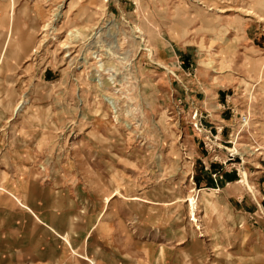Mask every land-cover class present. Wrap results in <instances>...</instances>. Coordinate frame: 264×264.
I'll return each instance as SVG.
<instances>
[{
  "label": "rangeland",
  "instance_id": "374dc122",
  "mask_svg": "<svg viewBox=\"0 0 264 264\" xmlns=\"http://www.w3.org/2000/svg\"><path fill=\"white\" fill-rule=\"evenodd\" d=\"M1 160L115 264H264V0H0Z\"/></svg>",
  "mask_w": 264,
  "mask_h": 264
},
{
  "label": "crops",
  "instance_id": "0c3cea01",
  "mask_svg": "<svg viewBox=\"0 0 264 264\" xmlns=\"http://www.w3.org/2000/svg\"><path fill=\"white\" fill-rule=\"evenodd\" d=\"M19 165L21 164L16 161L9 164L0 161V183L6 186L0 187L2 199L0 211L6 212L5 216H0V225L4 226L3 229L0 228V235L1 239L3 235H8L9 241L20 243H12L9 248L40 250L39 253H42L44 258L49 256L47 259H50L52 238H58L60 249L58 258L72 256L84 258L91 264H115L116 251L120 250L115 242L116 230L114 228L106 230L107 237L102 241L95 238L103 214L92 225L83 226L80 221V226H76L75 230H69L66 225L65 203L62 202L61 209V201H59L60 194H64L65 191L43 185L35 180V177L33 178L32 172L24 173ZM8 209L10 211H7ZM76 216V213L73 214L74 219ZM79 236L81 239L77 238ZM119 254L123 257L128 255L124 245Z\"/></svg>",
  "mask_w": 264,
  "mask_h": 264
},
{
  "label": "built area",
  "instance_id": "2783aa9c",
  "mask_svg": "<svg viewBox=\"0 0 264 264\" xmlns=\"http://www.w3.org/2000/svg\"><path fill=\"white\" fill-rule=\"evenodd\" d=\"M242 119H243L244 122H247V121H248V117H247L246 115H244V116L242 117ZM201 124H202V123L195 122V125H196V126H199V125H201ZM198 128L202 130V128H200V127H198ZM213 175H214V176H217V172L214 173ZM219 177H222V175H221V176L219 175Z\"/></svg>",
  "mask_w": 264,
  "mask_h": 264
}]
</instances>
